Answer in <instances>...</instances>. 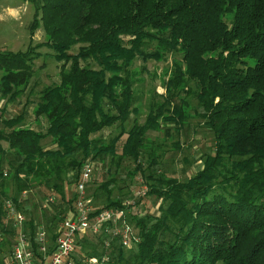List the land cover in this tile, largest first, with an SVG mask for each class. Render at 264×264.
Here are the masks:
<instances>
[{"label": "trees", "instance_id": "16d2710c", "mask_svg": "<svg viewBox=\"0 0 264 264\" xmlns=\"http://www.w3.org/2000/svg\"><path fill=\"white\" fill-rule=\"evenodd\" d=\"M24 1L34 8L30 33L40 25L46 41L24 52L0 51V95L8 102L21 96L42 47L60 64L59 82L41 90L33 110L45 118L44 131L22 127V113L3 118L0 111V251L11 249L15 233L5 226L4 201L21 212V194L42 187L65 216L74 195L66 198L64 183L75 187L83 163L109 157L116 168L125 159L134 163L129 174H140L147 196L161 201L159 215L128 217L140 237L128 255L118 239L104 247V235L76 236L75 264L103 257L105 264H264V0ZM154 42L158 49L145 53ZM164 52L180 55L164 83L165 96L149 106L142 124L125 131L137 112L130 68L137 58L159 60ZM182 95L196 99L195 116L212 133L214 151L200 171L179 180L156 171L159 146L153 148L146 135L185 126L191 113ZM114 126L118 134L105 141L97 136ZM47 138L54 148L42 146ZM4 162L12 171L13 196ZM113 182L96 187L108 196L95 213L122 207L109 197ZM37 229L25 222L35 264H42ZM57 236L48 234L47 254Z\"/></svg>", "mask_w": 264, "mask_h": 264}, {"label": "rangeland", "instance_id": "374dc122", "mask_svg": "<svg viewBox=\"0 0 264 264\" xmlns=\"http://www.w3.org/2000/svg\"><path fill=\"white\" fill-rule=\"evenodd\" d=\"M33 14L34 8L28 1L0 0V51L24 52L29 46L34 47L46 41L42 26L39 25L34 32L30 33L29 27L33 21ZM77 47L78 45L72 49V52H76ZM157 49L158 47L154 42L148 43L143 51L154 53ZM37 52L41 53V57L33 62L34 75L28 87L25 88L21 96L12 102H8L0 95V111L4 109L3 118L15 117L22 113L24 116V121L20 124L22 127L34 131H44L46 128L45 118L35 117L33 110L39 101L41 90L59 82L60 64L51 58V51L48 48H39ZM178 60H180L178 53L164 52L159 60L148 59L142 61L137 58L133 62L130 71L134 79V106L137 112L131 114L123 125L125 131L135 123L142 124L144 122L151 104L162 102V98L165 96L164 83L169 77L173 61ZM89 66L98 69L94 63H90ZM189 86L191 92L194 93L196 91L195 83L191 82ZM181 97L188 102L191 113V119L187 121L185 126L178 132L175 131L173 126H167L162 127L163 130L150 132L146 135V140L148 143H152L153 148L159 146L156 149L159 156L156 171L179 180L189 178L195 172L200 171L207 155L213 154L214 151L212 133L203 127L195 116V113L199 111L196 99L193 96L182 95ZM119 131L120 128L114 126L105 129L97 136L105 141L111 135L118 134ZM3 146L6 147V143H3ZM42 146L48 149L54 148L50 138L45 139ZM119 150L117 148V153H119ZM92 164L93 168L90 181L86 186V193L93 209L105 205L108 196L107 193L97 190L96 187L111 178L114 179V182L107 187L110 191L109 197L112 200L120 201L121 205L133 199L134 194L141 187L147 189L146 182L140 174H129L135 167L131 160H123L118 168L110 162L109 157L102 162L94 161ZM142 165L147 166L145 158ZM1 170L7 174L9 196H13L12 171L9 170L6 162H4ZM94 179L96 184H92ZM24 192L25 194H21L18 203L26 221H32L36 228H42L47 236L50 233L57 234L58 226L64 217L63 213L60 214L63 207L56 205L55 197L53 195L48 196V192L42 187ZM64 192L66 198L71 199L74 194V186L64 183ZM51 197L53 202L48 201ZM160 204L159 199L147 196L146 192L143 198L136 200L135 204L129 207L128 217L133 214L138 217L145 215L157 216L159 215L158 207ZM5 226L8 228L7 225ZM133 230L138 235L137 229L133 228ZM8 242L10 241L8 240ZM9 252V247L4 246L0 251V258H6ZM129 253L130 250L125 249V254L128 255Z\"/></svg>", "mask_w": 264, "mask_h": 264}, {"label": "built area", "instance_id": "2783aa9c", "mask_svg": "<svg viewBox=\"0 0 264 264\" xmlns=\"http://www.w3.org/2000/svg\"><path fill=\"white\" fill-rule=\"evenodd\" d=\"M93 164H82L78 181L74 187V201L72 209L62 218L58 226L57 239L54 251L47 254L49 240L42 228L35 233V243L42 256L43 264H75L72 255L76 236L90 235L94 237L106 236L104 247H109L113 239H118L121 247L127 250L134 249L140 243V237L134 232L128 221L129 207L136 200L146 195V187H141L134 194L133 199L126 201L118 210H102L95 213L86 193V186L90 181ZM25 194V192H23ZM49 202H53L50 198ZM4 223L12 228L15 233L10 252L6 260L0 264H35V254L30 243V236L25 231V216L18 211L9 200L4 201ZM0 230V242L3 238ZM107 257L101 260L96 258L85 259L87 264H105Z\"/></svg>", "mask_w": 264, "mask_h": 264}, {"label": "crops", "instance_id": "0c3cea01", "mask_svg": "<svg viewBox=\"0 0 264 264\" xmlns=\"http://www.w3.org/2000/svg\"><path fill=\"white\" fill-rule=\"evenodd\" d=\"M8 256V255H7ZM7 256H6V258H4L3 260H6L7 259ZM43 264V263H42Z\"/></svg>", "mask_w": 264, "mask_h": 264}]
</instances>
